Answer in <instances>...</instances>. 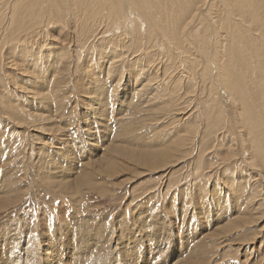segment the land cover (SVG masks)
Masks as SVG:
<instances>
[{"label":"bare ground","instance_id":"6f19581e","mask_svg":"<svg viewBox=\"0 0 264 264\" xmlns=\"http://www.w3.org/2000/svg\"><path fill=\"white\" fill-rule=\"evenodd\" d=\"M5 11L8 13L7 15H4ZM65 22L74 25L72 30L79 44L77 51L74 50L75 53H78V50H81L87 43L89 45L88 50L90 52L85 55L86 58L83 56L82 62L83 66H86L85 70L91 71L89 78L91 82L90 85L86 83L87 86L83 83L85 84L83 88L91 95L89 98H92V105L90 104V107L85 108L87 113L85 117H88L92 112L93 119L96 114L100 118L104 117L102 122H105L106 131H114L119 123L118 131L122 129V120L127 116L124 113L129 109L130 104L132 106V99L135 97L139 98L140 101H137L140 104L144 99V102H148L147 104L150 101L152 103L157 101L155 105H160L158 107L154 106L155 108H153L149 104L154 113L167 111L171 106L177 108L174 109L175 113L173 112L177 117L179 114H187L188 111L185 113L179 111L181 108V106L178 107L179 101L183 100L184 97L182 91L186 95L190 94L192 88L189 87L190 91L185 88L189 91L188 93L184 91V86L186 87L189 82L196 84V72L198 70L202 73L208 71L207 76L211 78L212 83L217 80L218 84L226 89L231 97L235 109V115L231 119L226 116L222 108L219 111L215 110L217 106L213 103H211L212 106H207V109H202L203 112L194 113L195 116H200L203 113L204 121L208 123L204 128L202 139L204 142L208 140L205 136L216 135L217 131L230 128V126L228 127L231 125L228 118L233 120L234 123L231 122L238 129L236 134L239 135L243 148L248 149L247 159L250 167H244L243 158L241 160L240 156H237V150L232 147L231 140H229L228 150L220 155L225 164L233 163V167L238 169L226 168V166H230L229 164L223 166L225 170L222 177L225 180L222 181L218 178V183L215 182L211 190L208 191L215 209L213 217L209 218L210 216L204 211H197L202 220L200 219L201 221L195 224L197 227L195 230L190 229L188 232L185 231L186 233L183 232L184 250L181 254L178 252L176 256L166 258V263L193 264L199 258H205L214 246L215 241L212 240V236L218 237L216 235L218 232L213 234V231L216 228L219 229L220 226L228 228L227 219H222L224 216L239 219L242 217L239 216L240 214H246V216L250 215L252 220L260 218L255 216L264 213L263 204L258 201V197H261V187L259 186L261 178H257L258 173L257 171L252 172L254 170L252 168H258L263 173L262 178H264V0H0V64L3 60L6 59L7 61L8 58H11L6 63L21 70L20 74L28 77V87L25 88L28 95L36 98L38 103L33 104V110L29 108H22V110L25 115L32 116L36 122L43 121L45 118L43 109L49 110L54 104V102L51 103L50 98H47L46 90L50 88L51 77L58 74V67L56 66L57 69L54 68L58 64L55 58L57 56L59 58L65 52L62 45L65 44L66 39L54 35L57 32L61 33V25H65ZM98 30L101 39L97 36L99 39L95 40ZM68 38L70 39V35ZM124 49L139 51L140 55L142 54L139 58L132 62L131 59L130 63H127V66L130 67L127 71L122 69L126 64L120 63L119 65L117 63L120 60H114L126 55ZM194 53H196L195 57H190ZM161 56L163 57L161 58ZM156 63L166 65L156 69ZM153 64L156 66L150 68ZM24 66L26 67L24 68ZM184 67L186 68L184 69ZM182 69H189V73L187 70L180 71ZM148 71H150L149 75L152 73L161 80L165 78V81L162 84L156 83L153 88L150 87L151 84L144 87L141 83L147 78ZM108 78L111 81L108 82ZM122 78L124 83L121 85L120 80ZM190 84L193 85V83ZM116 86L120 89L118 94L116 93ZM136 87L139 88L136 89ZM53 91L55 93L58 90L56 88V91L55 89ZM114 96L117 98L116 102L119 107L113 118H110L109 116L114 110V108L112 109L113 105H111ZM164 100L167 102L165 103ZM188 100H190L189 97ZM124 108L125 111H123ZM6 109L10 110L11 106L8 105ZM213 110L216 111L214 116L210 114V112H214ZM55 111L54 109L49 110L47 115L48 118L51 117L50 120L52 121L57 118ZM168 113L170 112L168 111ZM154 117L157 116L154 115ZM172 118L174 120L175 116ZM181 118L179 117L177 121L183 120ZM84 120L85 123L88 122L87 119L84 118ZM188 120L189 117L188 119L186 117V120L179 124L180 128L181 126L184 127L180 132L169 136L172 142L165 137L167 139L165 142L171 143V146H167L165 150L161 148V154H167L171 149L185 147L189 140L194 139V137L188 138V136L194 129L197 131L198 124L191 122V118ZM52 125L48 127V130ZM43 128L47 130L46 127L43 126ZM56 128L57 131L58 129L63 130L62 126H56ZM126 131L127 128L120 132L124 135ZM70 135L74 136L75 133ZM163 138H160L161 143H164L162 142ZM157 141L159 142V140ZM218 141L220 140L218 139ZM82 142L84 143V140ZM65 145V143L59 145L60 147L56 151L60 158L61 154L68 157L72 162L71 165L68 163L70 167L64 171L70 173V176L67 173L64 178H67V175L71 178H67L64 184L67 190L65 193L69 196V202L73 204L74 210L68 209L66 215L65 211L62 212L61 210H58L56 215L51 212L38 213L35 215L36 217L33 214L28 216V213H25L27 219L24 216L12 218L10 215L12 212L0 216V249L16 247L18 250L14 262H10V258H7V261L4 260L3 251H0V264H41L42 259H46L44 260L45 264H103L109 258L116 264H121V259L126 257H130L132 260L137 259L135 264H138L140 260L143 261V254L138 247L140 243L147 245L145 247L147 254L149 252L154 254V261L152 263L147 261L145 264H157L163 256L164 250L169 249L170 243L165 236V223L152 224L150 223L151 216H145L141 225L136 224L134 219L132 221H127V219L116 220L117 227L114 228L115 230L112 229V233L117 229L118 233L115 236L111 235L112 245L110 248L105 249L103 247L104 244H107L108 237L101 240L98 236L103 237L106 234L107 225L103 222L97 223L92 217L87 218L85 212L82 213L80 200L83 199L79 198L78 190L83 185H87L90 189L94 186V183L92 186L89 183V174L82 172L83 169L93 166L99 171H105L112 166L108 160L109 154L105 150L102 151L101 155L98 154L99 149L92 148L95 147L94 142H92L90 144L92 146L91 151L89 149L88 154L81 158L83 153L76 154V149L75 151L73 149L67 150L68 148L64 149ZM109 145L108 148L114 154H122L119 151L120 146L116 145L115 142H111ZM222 147H226V141L220 144L219 148ZM78 148L80 149V147ZM4 151L2 148L0 149V156ZM80 151L85 152L87 148L85 150L80 149ZM181 151L184 152V148ZM201 156H203L202 153ZM198 164L202 165L201 160L198 161ZM59 167L58 161L53 159L50 169L52 171L58 169L62 172L63 170ZM12 171L0 166V213L9 207H15L11 211H17L18 207H21L20 199L12 195L16 194L13 191L21 192L24 186H13L8 178ZM201 176L203 177L205 174L203 175L201 172ZM220 183L224 184L225 188H222L224 193L216 188L218 185L222 186ZM203 184L199 187L200 193L202 187L207 186L205 182ZM197 197L195 201L198 204L201 196ZM228 200L230 201L229 204H227ZM198 207L200 208L201 205ZM54 218L56 221H53ZM219 219H221V223L225 222L224 225H217ZM243 219L249 222L248 218ZM210 220L214 221L210 230H199L198 227L204 228V224L209 223ZM231 224L232 222L229 221V225ZM19 243L23 247L19 246ZM40 244L46 249L42 255H39V249H36L40 247ZM53 247L56 248L54 253ZM125 250V254L121 257Z\"/></svg>","mask_w":264,"mask_h":264},{"label":"rangeland","instance_id":"374dc122","mask_svg":"<svg viewBox=\"0 0 264 264\" xmlns=\"http://www.w3.org/2000/svg\"><path fill=\"white\" fill-rule=\"evenodd\" d=\"M7 14L8 13L5 11L4 15ZM72 27H74V25L72 26L71 24L66 23L65 25H61V33H54V35H56L58 38L62 37L66 39L65 44L62 45L65 50L64 54L61 55L62 58H60L61 56H59L60 59L58 56L55 58L56 61H58V64L55 65L54 68L57 69L58 67V74H55L56 77L55 75L51 77L50 81L52 82L49 84L51 89L49 88V90H46L49 95H47V98H50L52 101L51 103L54 102L49 110H56L55 114L57 115V118L56 120L55 118H52L55 121L50 120V116V118H48L47 115L49 114V110L43 109L45 118L43 121L38 120L41 123L32 119V116L25 115L22 108H29L33 110V104L38 103L36 98L32 97L30 94L28 95L27 93L26 88L28 87V77L20 74L21 70H18L17 68H14V66H10L6 63L7 61L11 60V58H8L7 61L6 59L3 60L0 64V149L2 148L3 151L5 150L0 156V166L13 170L12 173L8 175V178L11 180L13 186H24L21 189V192L13 191V193L16 194L12 195L17 196L20 199L19 204H21V207H18L19 209L17 211H11L15 209V207H9L3 210L0 213V216H4L8 212H12L10 213L12 218H18L19 216H24L26 218L25 213H28V216L29 214H33L35 216L38 213L44 214L47 212H51L53 215H56L57 211L61 210L62 212L65 211L66 215L68 209L73 211V204L69 202V196L65 193V191H67L66 185L64 184L67 178H71L68 177V175L70 176V173L64 171L70 167L72 162L68 157H64L61 154L60 158L56 150H58L57 148L60 147L59 145L65 143L66 145L64 149H73V151L76 149V154L83 153L81 155V158H83L86 154H88L89 149L91 151L92 146H90V144L94 142L95 147L92 148L97 150L99 149L98 154L100 155L102 154L103 150H105L106 153L108 152V160L112 166H110L105 171H99L93 166L82 170V172L89 174L88 179L91 186L92 183H94L92 189H90L87 185H83L78 190V193H80L79 198L83 199L80 200L82 213L85 212L87 218L92 217V219L97 223L103 222V224L107 225L108 232L106 231V234L103 237L98 236V238L101 240L105 237H108L107 244H104L103 246L105 249L110 248L112 245L111 235L115 236L116 233H118V229L112 233V229L117 227L115 223L116 220L120 221L121 219H127V221H132V219H134L136 224L141 225L143 220H145V216H151L150 223L152 224L159 225V223L164 222V228L166 229L165 236H167L169 240L170 247L169 249L164 250V254L161 256L157 264H167L166 258L176 256L178 252L181 254V252L184 250L185 242L183 232L186 233L190 231V229L192 231L195 230L197 228L195 227V224L202 220L197 211H204L210 216L209 218L213 217L215 209L211 203V195L208 191L211 190V187L215 182L218 183V178H220L222 181L225 180L222 177L223 171L225 170V167L223 166H226L229 163L225 164V161L222 160L221 155L223 152L228 150L229 140H231L230 143H232V147L237 150V156H240L241 160L243 158L242 162L245 164L244 167H250L248 165L247 159L248 149L243 148L240 137L236 134L238 129H236L235 125L233 124V120H230L235 115V109L230 99L231 97L228 91L218 84L219 82H217L216 79V81L212 83L211 78L207 76L208 71H204V74L198 70L196 72V84L195 82H189L186 87L184 86V91L188 93L190 91L189 89L192 88L190 91L191 96L190 94H184L182 91L184 97L183 100L179 101L180 104L178 107L181 106L179 111H182V113L188 111L187 114H179L177 117L174 114V109L177 108H172L171 106L169 110H165L166 112L163 111L162 113H154L152 107L155 108L160 106L157 104V106L155 105L157 101H154L155 103L150 101L149 104H151V107L149 104H147L148 102H144L145 99L141 101L142 103L140 104L139 98L134 96L135 98L132 99V106L130 104V107L128 106L129 109L125 113L123 112L127 116H125L122 120V129L120 128V131L127 128L126 133L123 135V133L118 131L120 123L116 125V129L114 131H106V127L104 128L105 122H102L104 117L100 118L96 114V116L94 115L93 119V112L92 114H89L88 117H85V114H87L85 108L92 105V98H89L91 95L86 92V90L83 88V85L86 83L90 85L91 79L89 78L91 77V71L89 72L85 70L86 66H83L84 64L82 61L84 60V57L86 58L85 55H87L90 50H88L89 45L87 43L83 48H81V50H78V53L76 52L77 54L75 53L74 50L76 49L77 51L79 44L76 40V37L74 36L75 34L72 30ZM99 30L96 31L97 35L95 40L100 38ZM69 35L70 39L68 38ZM43 37L45 38V35H43ZM40 40H43V38H40ZM87 45L88 48L86 49ZM68 46L71 48H68ZM65 47L68 49H65ZM189 50L190 49H188V51ZM124 51V54L126 55H123L122 58H115L114 60H120V62L117 63L119 65L120 63L124 65L126 64L122 69L127 71L129 70L127 63H130L131 59V62L134 61L142 54L140 55L139 51L134 52L131 50L128 51L126 49H124ZM195 54L196 53L193 55L191 54L190 57H195ZM162 57L163 56H161V58ZM78 64L80 65L78 66ZM156 64H153V66L150 68L155 66L156 69L160 67L162 68L167 64V62L164 66L162 63ZM26 66H24V68ZM186 67H184V69ZM186 70L187 72L189 71V69ZM186 70L182 69L180 71ZM149 72L150 71L147 72L148 75H146L147 78L145 81L141 83V85H144V87L145 85L147 86L151 84L150 87L153 88V86H156V83L162 84V82L165 81V78L164 80H161L158 77L156 78L152 73L149 75ZM53 78L55 79L53 80ZM107 80L108 82L111 81L110 78ZM121 80H123V78ZM121 80L120 84L122 85L124 80L122 82ZM53 82H56L55 85ZM190 83H193V85ZM88 84H86V86ZM56 86H58L59 89ZM56 88L58 91L54 93L53 89L56 91ZM138 88L139 87H136V89ZM185 88H188L189 91ZM119 90V87H117V94L120 93ZM53 96L54 98H52ZM188 97L190 100H188ZM114 99L111 101V105H113L112 109L114 108V110L111 112L109 116L110 118H113L116 110L119 107L118 103L116 102L117 98L115 97ZM33 100L35 101L32 102ZM167 100H164L165 103ZM3 101L5 104L11 106L10 110L6 109L8 105H5ZM114 102L116 103L114 104ZM211 103L217 106L215 110L219 111L222 108V111L227 117L230 118H228V121H230L229 124L231 125H228L230 128L217 131L216 135L205 136L208 138V140L204 142L202 141L204 128L208 123L204 121L203 113L200 114V116H195V113H198L199 111L203 112L202 109L204 110L209 106H212ZM136 105L137 107H135ZM188 106L190 107L186 109ZM133 107L135 109H132ZM125 110L126 109L124 108L123 111ZM170 110L172 111V114ZM168 111L170 113H168ZM215 113L216 111L210 112L212 116H214ZM154 115L158 118L154 117ZM172 115L175 116L174 120L172 118L174 116ZM179 117H182L181 119L183 120H186V117L187 119L189 117V120L191 118V122H196L198 124L197 131L194 129L189 133L191 135L188 136V138L194 137V139L189 140L187 146L185 147L176 148L174 150L171 149L167 154H161L162 150H165L166 147L171 144L169 142H165V140L167 141L169 138V140L172 142V139L169 136L175 135L178 133V131L180 132L182 128H184L182 126L181 128L179 127V124L183 121H177ZM84 118L87 119V123H85ZM50 125L52 126L48 130ZM34 126L36 127L34 128ZM43 126L46 127L47 130H44L45 128H43ZM56 126H62L63 130L58 129L57 131ZM182 132L184 133L185 130ZM73 133H75V135L71 136L70 134ZM106 133L108 134L106 135ZM165 133L168 134L166 135ZM105 137L108 139V141ZM165 137L167 139H165ZM160 138H163L162 142L164 143L160 142ZM218 139L220 141H218ZM83 140L84 143L82 142ZM157 140H159V142ZM223 141H226V147L219 148ZM111 142H115L116 145L120 146L119 151L122 152V154H114L108 148L111 145H109ZM84 145L85 147L83 148ZM78 147H80L82 150L87 148V151L82 152ZM183 148L184 152L181 151ZM201 153L203 156H201ZM53 159L58 161L60 165L59 169H62V172H60L58 169L53 171L50 169ZM200 160L202 165L198 164V161ZM232 164H229L230 166H226V168H234V164ZM234 169L237 170L238 168ZM252 169H254L252 172L257 171V178H261L260 181L262 184L260 183L259 185L261 187V197H258V201L261 202L264 207L263 173L256 167H253ZM201 172H203V175L205 174V176L202 177ZM67 173V178H64ZM204 182L207 184V186L202 187V192L200 193L199 187H201ZM220 185L222 186L218 185L216 188L224 193L222 189L225 188L224 184L220 183ZM29 186L32 187L30 188ZM196 196H198L197 198L201 196L200 202L198 204L197 201H195ZM229 200L227 204L230 203ZM198 205H201V207L199 208ZM138 216L139 219H137ZM239 216L242 217L237 219L230 216H224L222 218L227 219L226 221L228 223V228H223V226H220L219 229L221 230L216 228L215 231H213V234L218 232V234H216L218 235V239L215 235L212 236V240L215 241L214 246L211 248L210 252L205 258H199V260H196L193 264H264V213L260 214L259 216H255L260 218L254 220H252L253 218L250 215V217L248 215L247 217L246 214H240ZM245 217L249 219V222L243 219ZM220 220L221 219L217 221V225H224L225 222L221 223ZM53 221H56V219L54 218ZM229 221L232 222L231 225H229ZM213 222L214 221L210 220L209 223L204 224V228H198L199 230H210ZM19 246L22 245L19 243ZM146 246L147 245L144 243H140L138 245L139 251L141 249L140 252L143 254V261L140 260L138 264H145L147 261H151L152 263L154 261L153 252H149V254H147L145 251ZM55 247L52 248L53 253L56 251ZM36 249H39V255H42L46 250L42 244H40V247ZM0 251H3L4 260L7 261V258H10V262H14L16 260V254L18 253L16 247H6L4 249H0ZM125 252L126 250L123 252V254H121V257L125 254ZM44 260L42 259L41 264H45ZM121 260L123 264H135L137 261V259L132 260L130 257H126ZM103 264H116V262H113L111 258H109Z\"/></svg>","mask_w":264,"mask_h":264}]
</instances>
